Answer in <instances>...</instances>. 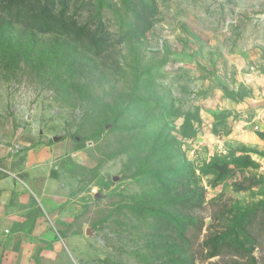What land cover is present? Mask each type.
Here are the masks:
<instances>
[{
	"label": "rangeland",
	"instance_id": "1",
	"mask_svg": "<svg viewBox=\"0 0 264 264\" xmlns=\"http://www.w3.org/2000/svg\"><path fill=\"white\" fill-rule=\"evenodd\" d=\"M10 133L76 149L55 264H264V0H0Z\"/></svg>",
	"mask_w": 264,
	"mask_h": 264
},
{
	"label": "crops",
	"instance_id": "2",
	"mask_svg": "<svg viewBox=\"0 0 264 264\" xmlns=\"http://www.w3.org/2000/svg\"><path fill=\"white\" fill-rule=\"evenodd\" d=\"M75 150L66 139L36 143L29 134L0 136V264L58 262L78 214L61 187V161L76 162Z\"/></svg>",
	"mask_w": 264,
	"mask_h": 264
},
{
	"label": "trees",
	"instance_id": "3",
	"mask_svg": "<svg viewBox=\"0 0 264 264\" xmlns=\"http://www.w3.org/2000/svg\"><path fill=\"white\" fill-rule=\"evenodd\" d=\"M58 21L62 22L61 19ZM264 217H261L259 220H253L247 223L246 232L253 238L260 237L261 234L264 235ZM192 237H189V243L193 244Z\"/></svg>",
	"mask_w": 264,
	"mask_h": 264
}]
</instances>
